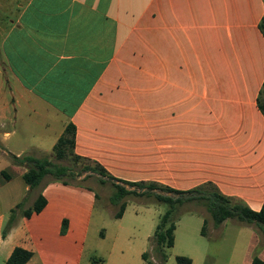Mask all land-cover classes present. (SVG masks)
Listing matches in <instances>:
<instances>
[{
	"label": "crops",
	"instance_id": "obj_1",
	"mask_svg": "<svg viewBox=\"0 0 264 264\" xmlns=\"http://www.w3.org/2000/svg\"><path fill=\"white\" fill-rule=\"evenodd\" d=\"M263 17L264 0H0V264L15 248L32 253L26 264H148L143 253L157 262L150 232L134 241L129 230L100 231L88 245L94 191L60 182L30 190L26 168L11 163L9 155H50L68 125L74 155L116 184L209 185L259 211ZM39 192L45 206L25 217ZM207 224L199 236L208 243L188 240L179 254L191 264L264 263L257 225ZM231 226L222 255L212 241Z\"/></svg>",
	"mask_w": 264,
	"mask_h": 264
},
{
	"label": "trees",
	"instance_id": "obj_2",
	"mask_svg": "<svg viewBox=\"0 0 264 264\" xmlns=\"http://www.w3.org/2000/svg\"><path fill=\"white\" fill-rule=\"evenodd\" d=\"M259 28L262 31L261 23ZM263 88L264 83L261 88V91ZM261 91L259 93V96L261 94ZM259 96L257 98V105L259 110L264 115L263 106L260 104ZM73 146L74 128L73 126L68 125L65 128L63 134L58 138L57 142L53 146V150L50 155L38 154L32 151L19 157H16L14 155H9L8 157L12 164L24 166L26 168L27 171L24 173L22 178L30 190L41 188L48 182H60L63 184L80 185L75 183L77 175L74 173V171L69 166L60 163L68 155L72 156L74 159H82L74 155ZM93 166L97 168L101 177L106 178V180L113 183L115 192L110 198V201L113 204H116L125 196L131 195L135 197L145 198L152 196L157 202L167 205V209L164 214L159 218L158 224L156 225L153 235L150 239V245L152 246V251L155 253L157 262L153 263L148 259L146 254H142L143 260L147 261L148 264L165 263L166 255L164 253V250L169 249L173 246V231L177 218L175 219V221L171 222L170 219L172 218L174 211L184 205L202 204L214 226H218L225 220H232L234 218L239 222L255 223L260 229H262L264 226V202L262 204L261 209L257 212H254L251 211L245 205L234 202L229 198L221 195L216 189L209 185L201 186H207L209 187V190H204L199 187L189 191H177L152 183L144 184L120 182L121 184H116L114 183V179L108 177L100 167L96 165ZM47 177H50L51 180L42 184ZM99 181L100 183H104V180L102 179H100ZM124 185L134 187L135 189L140 190V192L136 190H127ZM125 205V203L120 204L119 211L115 217L119 218L121 216ZM44 206L45 199L39 192L32 207L27 210H24L23 215L25 217H28L32 213H38L43 209ZM21 207L22 203L17 205L15 209H20ZM188 211H194V209H188ZM14 212V210L11 212L9 220L5 228L3 229V237L12 228L14 224ZM205 224L206 220L203 221V227L201 228L202 235L204 234ZM31 256V252L21 248H15L7 259V264H26L30 260ZM175 262L176 264H191V261L188 258L180 256L175 257ZM252 264L264 263L254 257L252 259Z\"/></svg>",
	"mask_w": 264,
	"mask_h": 264
},
{
	"label": "rangeland",
	"instance_id": "obj_3",
	"mask_svg": "<svg viewBox=\"0 0 264 264\" xmlns=\"http://www.w3.org/2000/svg\"><path fill=\"white\" fill-rule=\"evenodd\" d=\"M261 25H262V32L264 34V18L261 21ZM259 99H260L259 100L260 104L263 106V112H264V88L261 91ZM14 138L17 139L19 137L16 136ZM60 163L69 166L74 171V173L77 175L75 183L91 188L96 194V202L94 207L95 209L93 213L91 230L89 232V237H88V245L90 243L91 244L93 243L94 245V241L98 240L99 237L98 232L100 231L101 232L105 231L108 235V238H110L111 236L114 237V235L117 234V231L123 232V230H129L132 236L131 239L134 241H138L139 239L143 240V237L148 232H150V235L153 234L155 227L158 224L159 218L164 214V212L167 209V205L157 202L155 198L152 196L145 198V197H135L131 195L125 196L124 198L119 200L116 204H113L110 201V198L113 196L115 192L114 185L112 182L101 177L97 168L94 167L93 164L83 159H74L72 156L69 155L65 159H63ZM100 179L104 180V183H100L99 181ZM49 180H51V178L47 177L42 184L46 183ZM124 187L127 190H136L140 192V190H137L134 187H129L126 185H124ZM201 189L209 190V187L205 186V187H201ZM27 198L28 199L30 198V194L28 195ZM121 203H126V207H125L124 219L120 222L114 216L119 211V206ZM188 209H194V211H188ZM135 216H138V218L135 219ZM204 216L206 217L207 222H211V219L202 204L184 205L180 208H177L174 211L173 216L170 219V222L175 221L176 218H179L181 219V223L178 224L175 233L176 242L174 248L170 250H166V249L164 250V253L166 255V260L168 259L169 263L175 264V257L180 256L179 254H188L186 253L187 252L186 244L188 243V240L195 241L198 239V241L200 240L207 242L206 240H203L199 236L202 227L201 220L205 218ZM229 221L231 223H235L236 225H240L241 223L247 225L248 224L256 225L255 223L239 222L235 218ZM239 227H243V226H239ZM257 230L259 231L260 235L262 234L261 239L263 240L264 231L262 232L261 229L259 228H257ZM233 231L234 228L233 226H231V228H227L224 232L221 231L219 233L220 237L215 238L212 241L213 242L212 244H217V245L221 244L220 247H216V248H219L222 255H225L228 248L232 245V242L234 240ZM205 232L206 233L209 232V228L206 225H205ZM121 248L129 252L128 247L122 243H121ZM214 248L215 246L211 247V251L213 249V254H214L213 256L211 252V258H214L216 256ZM150 250L152 254L155 255V253L152 251L151 245H150ZM99 252L100 251H97L91 254H94V256L97 259H101L103 254L101 255ZM89 254L90 252L88 251L87 255ZM180 257L187 258V256L185 255Z\"/></svg>",
	"mask_w": 264,
	"mask_h": 264
}]
</instances>
